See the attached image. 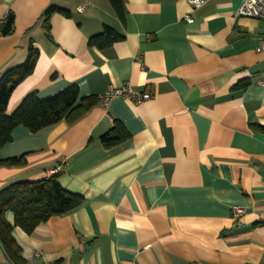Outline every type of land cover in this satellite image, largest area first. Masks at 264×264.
<instances>
[{
    "label": "crops",
    "instance_id": "crops-1",
    "mask_svg": "<svg viewBox=\"0 0 264 264\" xmlns=\"http://www.w3.org/2000/svg\"><path fill=\"white\" fill-rule=\"evenodd\" d=\"M242 2L126 0L123 22L111 0H0V79L32 45L40 50L9 114L30 93L47 98L71 84L81 98L126 83L154 93L99 102L38 132L19 125L0 147V158L28 160L0 165V190L59 172L85 197L31 234L14 227L25 264H264V20L239 15ZM53 4L72 15L51 14L50 36ZM105 25L124 39L91 47ZM116 119L132 136L107 148L101 137ZM235 205L246 209L241 220ZM6 217L15 224L13 211ZM0 264H15L1 244Z\"/></svg>",
    "mask_w": 264,
    "mask_h": 264
},
{
    "label": "trees",
    "instance_id": "trees-1",
    "mask_svg": "<svg viewBox=\"0 0 264 264\" xmlns=\"http://www.w3.org/2000/svg\"><path fill=\"white\" fill-rule=\"evenodd\" d=\"M111 3L117 15L125 22L126 0H111ZM57 11L72 15L68 9L54 4L49 6L44 13V23L50 36L51 14ZM122 39L124 34L112 25H105L101 33L90 38L89 43L91 47L104 50ZM39 52L40 50L32 45L26 62L7 71L0 79V147L13 139V130L19 125H25L32 132H38L63 119L73 123L100 102L99 96L81 98L78 84H71L47 98H41L36 92L30 93L19 107L9 114L8 104L12 93L19 83L34 72L40 57ZM243 86H248V83ZM131 136L132 133L125 123L116 119L115 125L101 137V141L107 148H112L128 141ZM27 162L26 154L0 158V165L4 166H22ZM60 176L58 172L36 181L16 180L0 190V244L15 264H25L22 248L13 234L15 226H20L31 234L40 223L52 216L70 212L83 204L85 197L69 191L62 184ZM8 211L15 213V224L6 219Z\"/></svg>",
    "mask_w": 264,
    "mask_h": 264
},
{
    "label": "built area",
    "instance_id": "built-area-1",
    "mask_svg": "<svg viewBox=\"0 0 264 264\" xmlns=\"http://www.w3.org/2000/svg\"><path fill=\"white\" fill-rule=\"evenodd\" d=\"M186 1H188V3L195 9L200 8L206 2V0ZM86 7L87 5H83L80 7V9L85 10ZM238 14L264 20V0H243L239 7ZM185 18L188 20V22L194 20L193 16L189 13L185 15ZM117 97H128L137 103H142L153 98L154 93L150 90H136L130 83H126L122 86L110 85L104 93L100 94L99 99L103 105L108 106L110 102ZM232 210H234V216L238 220H241V218L246 213L245 207L241 205H235ZM43 264H56V262H45Z\"/></svg>",
    "mask_w": 264,
    "mask_h": 264
},
{
    "label": "water",
    "instance_id": "water-1",
    "mask_svg": "<svg viewBox=\"0 0 264 264\" xmlns=\"http://www.w3.org/2000/svg\"><path fill=\"white\" fill-rule=\"evenodd\" d=\"M13 14H11L10 16H9V18H8V20H7V23L5 24V26H4V28H3V30L5 31V32H8V31H10V28H12V22H13V16H12Z\"/></svg>",
    "mask_w": 264,
    "mask_h": 264
}]
</instances>
